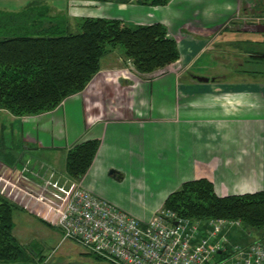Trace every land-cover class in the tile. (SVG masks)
<instances>
[{
  "label": "crops",
  "instance_id": "crops-1",
  "mask_svg": "<svg viewBox=\"0 0 264 264\" xmlns=\"http://www.w3.org/2000/svg\"><path fill=\"white\" fill-rule=\"evenodd\" d=\"M38 1L49 7L50 16L112 18L96 0H0V19L15 18ZM243 1L169 0L155 7L121 2L136 15L128 23L166 26L179 50L174 63L186 61L184 69L176 70L171 63L141 74L122 56L109 55L85 89L53 111L17 117L0 109V160L17 171L18 161L38 168L39 160H54L55 152L64 155L80 141L97 139L83 187L140 221H148L188 180L209 179L218 196L264 190V109L239 87L244 85L241 80L198 81L195 76L204 75L193 70L201 67L204 53H197L214 41L215 30L252 31L235 21L225 26L226 15L240 9ZM16 29L17 24L13 28L0 21V34ZM6 128L8 135L3 133ZM58 232L59 243L66 242Z\"/></svg>",
  "mask_w": 264,
  "mask_h": 264
},
{
  "label": "trees",
  "instance_id": "trees-1",
  "mask_svg": "<svg viewBox=\"0 0 264 264\" xmlns=\"http://www.w3.org/2000/svg\"><path fill=\"white\" fill-rule=\"evenodd\" d=\"M137 1L155 6L169 2ZM35 3L15 18L0 19L13 28L17 24L15 32L0 34V109L14 116L52 111L67 97L84 90L100 70L102 59L113 49L121 48L127 64L141 74L161 70L179 58L175 40L159 22L130 24L118 18L80 17L73 30L67 16H50L46 12L49 7ZM98 145L97 139H90L67 150L65 171L70 178L82 179ZM162 208L201 223L212 218L239 220L242 227L235 230L234 241L243 240L250 232L263 236L264 190L218 196L213 183L201 177L183 182L167 196ZM15 209L23 211L0 195L2 263L32 259L13 234Z\"/></svg>",
  "mask_w": 264,
  "mask_h": 264
},
{
  "label": "built area",
  "instance_id": "built-area-1",
  "mask_svg": "<svg viewBox=\"0 0 264 264\" xmlns=\"http://www.w3.org/2000/svg\"><path fill=\"white\" fill-rule=\"evenodd\" d=\"M8 167L18 177L0 173V195L106 263L264 264V232L245 245L230 241L239 220L201 223L160 208L140 221L63 172Z\"/></svg>",
  "mask_w": 264,
  "mask_h": 264
},
{
  "label": "rangeland",
  "instance_id": "rangeland-1",
  "mask_svg": "<svg viewBox=\"0 0 264 264\" xmlns=\"http://www.w3.org/2000/svg\"><path fill=\"white\" fill-rule=\"evenodd\" d=\"M94 2L96 3L98 8H102L104 15L112 18L125 20V22L127 23L128 20H134V17L136 15L128 12L127 9L129 8V6H123V4L120 3L129 2V4H134V3L139 4L137 0H103V1L96 0ZM39 3L40 2L38 1L35 4L41 5ZM140 5L155 7V5H148V4H140ZM254 5L256 6L258 11L251 14V9L254 8L253 7ZM241 6L242 7L238 9L236 12H233L230 15L229 14L226 15L225 21L227 22L225 26H227L228 25L227 23H230L231 21L238 22L239 24L241 23L242 27L244 22L250 25V23L258 21L257 29L259 30L258 31L252 30L251 32H238L236 30H230V28H226V29L219 28L215 30V34L213 33L212 35L213 38L212 41L213 40L214 41L210 45L204 46L205 50L203 52L201 53L196 52L197 54L204 53L203 54L204 56L199 63L201 64V67L198 66L196 67V69L193 70L194 72H197V74L200 73L204 76L205 75L212 76L222 73L224 76L221 77V80H223V82L226 83H230L231 80L233 79L241 80L242 84L244 85H240L239 87H241V89L244 90L245 92L249 91L248 95L251 96L252 101H254V103L257 102L259 104L258 109H264V58L261 57H255L257 59L250 58L254 54H264V28H263L264 0H257L256 4H252V3L249 4L248 0L246 4L245 1H243ZM78 21L79 18L67 19V22H69L72 25L73 30L76 29L75 25H77ZM129 23L134 24L132 22ZM232 26L233 25L231 24L230 27ZM251 28L252 27L250 26L249 30H251ZM228 43H230V45H228ZM207 47L208 49H206ZM211 48H221V49L220 51L215 50L212 53L210 52L211 50H213ZM233 49H235L236 51L232 52L231 54V51ZM233 53L235 55H233ZM114 54H118L123 57L121 48L113 49L105 56L106 58L102 59L100 70L102 69V64L104 63L103 62L104 59H107V56ZM212 54H218L217 55L218 58L216 59L215 56L212 57ZM213 59H215L216 61H214ZM218 59L219 60L221 59L222 61L226 60L225 63H230V64L223 65L224 63L222 61H217ZM123 60L124 63L125 61L127 63L126 59ZM231 61H235V63L231 64ZM186 64H187L186 61L181 60L177 63H174V65H172V68H175L176 70L177 68H179L180 71L184 69ZM233 65L234 67H236V69H238L235 72H232V70L230 69ZM130 67L132 68V70L136 71L132 66ZM160 73L163 74L165 72H160ZM8 130L9 128H6L3 131V133H6L8 135L9 134L7 132ZM5 145L8 146V143H6ZM67 150L65 151L64 155L59 154V152H55L54 154L56 155L54 156V160L52 158L48 160L47 157L45 158L42 156L43 158L47 159L52 165L47 164L49 162L46 163V162H42V160H39V162L41 161V163L38 164L39 165L38 168H40L39 169L40 172H43L42 169L50 167L54 169V171L56 170L57 173H59L58 171H60L63 172V174H65L66 176H68L67 172L65 171V159H66ZM4 151H7V147L4 148ZM0 156H4V154L0 152ZM18 162L20 164L18 173L21 170H23L24 166L31 171L38 169L32 167L31 165L29 166L27 163H22V161H18ZM8 166H13L16 169L14 165H9L8 163L6 162L4 163L2 160H0V173L3 172L6 173L7 176H11V167ZM11 177L16 178L18 176L15 174L14 176ZM13 223H14L13 233L15 237L25 247V249L27 250L28 254L32 257V259L26 258V259H21L17 262H10V263L0 262V264H103V261L96 258L97 257L96 255L90 253L88 254L84 249H82V247H80L79 244H77L72 240L63 239V237L61 236L62 241L63 240L64 241L67 240V241L63 243H59L58 230L41 222L35 216L27 212L15 209L13 212ZM54 231L57 233H54ZM235 232L231 230V232H229L228 234V237L230 238L231 242H238L241 245L248 244L249 243L248 241H252L256 236L254 234L255 232L254 233L250 232L248 233V235H245V238L243 240L241 239V241H234L233 237L235 235ZM69 241H71V243L73 242V245L70 244Z\"/></svg>",
  "mask_w": 264,
  "mask_h": 264
},
{
  "label": "flooded vegetation",
  "instance_id": "flooded-vegetation-1",
  "mask_svg": "<svg viewBox=\"0 0 264 264\" xmlns=\"http://www.w3.org/2000/svg\"><path fill=\"white\" fill-rule=\"evenodd\" d=\"M252 2V4H256V2H257V0H248V3L250 4ZM245 3L247 4V0L245 1ZM254 8H256V6L254 5L253 6ZM254 8H252L251 9V14L252 13H255V12H257L258 10H257V8L256 9H254ZM246 13V12H245ZM258 21H255V22H252V23H250V25H248V24H246L245 22L243 23V27L241 26V28L242 29H249V27L251 26L252 28H251V30H254V31H258L259 29H257V26H258ZM241 24V23H240ZM263 26V25H262ZM248 27V28H247ZM263 28H264V26H263ZM233 57H235V56H233ZM226 61V60H225ZM225 61L223 62L224 64L223 65H225V64H230V63H225ZM235 63V61H231V64H234ZM231 70H232V72H235L236 70H238V69H236V67H234V65L230 68ZM186 71V70H185ZM186 75H190V77H193V73L191 72V71H186ZM210 75V74H209ZM224 75L222 74V73H220V74H218V75H210V76H207V75H205V77H209V80H211V78H215V81H221L219 78H221V77H223ZM193 80H194V78H192ZM197 80V79H196ZM208 80V81H209Z\"/></svg>",
  "mask_w": 264,
  "mask_h": 264
},
{
  "label": "water",
  "instance_id": "water-1",
  "mask_svg": "<svg viewBox=\"0 0 264 264\" xmlns=\"http://www.w3.org/2000/svg\"><path fill=\"white\" fill-rule=\"evenodd\" d=\"M253 56H254V57H261V58H264V54H254ZM195 78H196L198 81H204V82H208V80H209V77H205V76H195Z\"/></svg>",
  "mask_w": 264,
  "mask_h": 264
}]
</instances>
